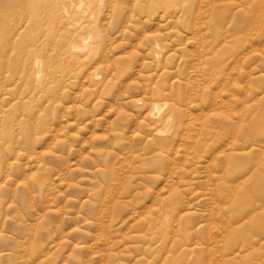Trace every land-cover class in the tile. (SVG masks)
I'll return each mask as SVG.
<instances>
[{
    "label": "rangeland",
    "instance_id": "obj_1",
    "mask_svg": "<svg viewBox=\"0 0 264 264\" xmlns=\"http://www.w3.org/2000/svg\"><path fill=\"white\" fill-rule=\"evenodd\" d=\"M0 264H264V0H0Z\"/></svg>",
    "mask_w": 264,
    "mask_h": 264
},
{
    "label": "bare ground",
    "instance_id": "obj_2",
    "mask_svg": "<svg viewBox=\"0 0 264 264\" xmlns=\"http://www.w3.org/2000/svg\"><path fill=\"white\" fill-rule=\"evenodd\" d=\"M69 51V50H68ZM72 53V52H71ZM156 55V54H155ZM161 55V54H160ZM156 58H157V56H156ZM160 59H161V57H160ZM78 60V59H77ZM159 62H161V61H159ZM80 63V62H79ZM78 64V63H77ZM155 106V105H154ZM168 107V106H167ZM165 108V107H164ZM154 110H155V108H154ZM165 110V109H164ZM153 113V112H152ZM160 113V112H159ZM158 113V114H159ZM161 113H162V110H161ZM160 113V114H161ZM152 116V115H151ZM160 116V115H159ZM157 117H158V115H157ZM154 118V117H153ZM159 118V117H158ZM159 135H162V131L160 130V133H159ZM167 135V134H166ZM169 135V134H168ZM170 242V241H169ZM170 244V243H169ZM165 245H166V243H165Z\"/></svg>",
    "mask_w": 264,
    "mask_h": 264
}]
</instances>
